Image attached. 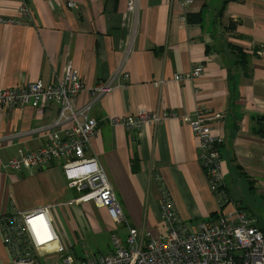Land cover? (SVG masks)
<instances>
[{
    "label": "crops",
    "instance_id": "1",
    "mask_svg": "<svg viewBox=\"0 0 264 264\" xmlns=\"http://www.w3.org/2000/svg\"><path fill=\"white\" fill-rule=\"evenodd\" d=\"M23 1L0 0V15L22 19ZM69 1L79 9L68 8ZM226 1L196 0L184 9L179 0H137V11L130 13L129 0H56L50 6L28 0L34 26L0 25V89L40 80L50 85L69 62L87 91L116 78L113 90L91 111L98 131L87 155L105 170L132 228L165 232L159 208L162 185L191 226L217 221L232 210V205L220 210L199 159L190 122L201 110L204 124L223 137L219 149L231 198L241 205L232 193L237 184L250 198L258 195L264 201V0L229 1L225 6ZM186 12L201 16V22H183ZM231 46L249 58L248 75L235 64ZM197 64L204 68L200 77L175 82ZM87 100L88 93H83L76 104ZM143 108L176 117L140 131L110 122ZM58 115L54 103L0 109V217L15 208L62 203L56 210L60 243L84 259L93 250L74 245H81L78 239L90 232L100 234L106 225L111 243L107 253L97 252L110 254L112 234L125 241L127 226L116 225L104 208L84 204L93 211L92 218L80 212L82 205L69 204L71 190L58 162L33 174L6 167L20 150L44 146L56 131L51 129ZM72 207L80 214L63 212ZM0 264H11L1 231Z\"/></svg>",
    "mask_w": 264,
    "mask_h": 264
},
{
    "label": "built area",
    "instance_id": "2",
    "mask_svg": "<svg viewBox=\"0 0 264 264\" xmlns=\"http://www.w3.org/2000/svg\"><path fill=\"white\" fill-rule=\"evenodd\" d=\"M44 1L50 6L56 0ZM179 1L184 9L196 2ZM66 6L79 9V5L72 1ZM127 10L135 13L137 0H129ZM19 14L22 19L0 15V25L32 26L34 19L25 0ZM181 20L188 21L187 12ZM203 72V66L197 64L190 72L177 75L175 82L194 80ZM124 76L128 78L127 74ZM115 80L103 81L87 91L78 72L69 62L63 75L55 76L50 85L40 80L29 85L0 89V109L14 106L40 108L51 103L59 106L58 119L51 129L56 131L48 135L47 143L41 148L56 157H66L71 152L69 145H72L73 159L61 163L62 168L66 169L70 185L78 193V197L69 204H92L104 208L116 225L125 224L128 227L125 241L113 235L112 253L95 257L86 254L84 259H79L60 243L56 210L63 207L62 203L47 204L15 214L12 211L10 217H5H9L7 221L0 218L11 264H41L42 258L51 255L58 257L56 264H264V234L256 220L246 211L234 207L230 211L232 213L221 214L217 221L191 226L184 223L177 213L164 185L160 188L159 208L165 232L154 235L145 227L136 229L129 226L105 170L95 158L87 156V153L85 155V148L98 131V123L91 117V111L99 100L113 90ZM83 93H88V100L77 106L76 102ZM203 114L202 110L199 111L197 119L190 124L198 140L199 159L207 171L210 189L222 206L229 202L224 185L223 160L217 149L224 140L217 131L204 124ZM169 117L176 115L165 113L161 116L143 108L135 115L113 117L110 122L127 130L140 131L147 125L159 124ZM70 140L73 142H68ZM21 152L24 151H19V154ZM42 154L39 155L41 165L54 163L55 156L44 159ZM25 162L33 168L38 167L32 158ZM13 165L18 167L19 163L15 161Z\"/></svg>",
    "mask_w": 264,
    "mask_h": 264
},
{
    "label": "rangeland",
    "instance_id": "3",
    "mask_svg": "<svg viewBox=\"0 0 264 264\" xmlns=\"http://www.w3.org/2000/svg\"><path fill=\"white\" fill-rule=\"evenodd\" d=\"M68 142H71L72 143L73 141L70 140ZM69 148L71 149V152L66 157L65 156L56 157L53 153H51L49 151H48V153H46V151H43V148H41V147H39L35 151L21 152L20 154L18 152L17 155H14L10 159V161L8 162V164H7L6 167L10 171H13V172H16V173H22L24 170H26L30 174H33L35 172V170L36 171H39V170H42V169H46V168H48L47 167L48 165L47 166L46 165H41V161L39 160V155L42 154V153H43L42 154V157L44 159L49 158L51 156H55L53 158L56 161L53 160V162L54 163L59 162V164L62 167V164L61 163H64L67 160H72L73 159V157H72L73 156L72 145H69ZM90 148H91V142L85 148V155L89 151ZM30 158H32L36 162V164L38 165V167H34L33 168V167L28 166L26 164L25 160L26 159L29 160ZM15 161H17L19 163V166L18 167L13 165V163ZM62 171H63L64 177L66 179V182H67V187L71 190V192H70L71 193V197L70 198H72V199L70 201H72L74 198H77L78 197V193H76V191L73 190L72 186L70 185V182L68 180V176H67V172H66L65 167L62 168ZM224 185H225V189H226L227 194H228L229 202L227 204H225V205H222V206L219 204L220 210H223L228 205H232V210H233L234 207L235 208L237 207L240 210L246 211L252 218H254L256 220V223L258 225L263 226L264 225V201H263L262 197H260L258 195H254L253 197L250 198L248 194H245V193H243L240 190L241 188L239 187V185L235 184L239 189L236 190L235 187L233 186L232 187V193H233L234 198L240 201L241 205L244 207L243 208L241 205L237 204V202L231 198V196L229 194V191H228V188H227V185L225 183V177H224ZM72 190L75 191V194H76L75 196H74V193H73ZM217 202H218V200H217ZM82 206H83V209L85 211L82 208H80L82 210L80 212H82V213H85L86 212V214L88 216L90 215L93 218L94 217L93 211L91 210L90 213L88 211H86V208L88 209V205L86 206V205L82 204ZM96 208H98V207H96ZM245 208L247 210H249L252 213L253 216ZM98 209H100V208H98ZM32 210H34V209H29V210H27V209L25 210L24 209V210H20L19 208L18 209L15 208L12 213L15 214L18 211L26 212V211H32ZM69 211H70V213H72V215L73 214H77V213L80 214V212H78V210H76V207H72L69 210L64 209L63 212L68 215L69 214ZM12 213H10L9 215H11ZM229 213H232V212H229ZM9 215L1 216L0 218H3V219H5L7 221L8 218L10 217ZM6 216H9V217L5 218ZM1 223H2V221H0V231L2 230ZM99 224H100V226H102V223H99ZM118 225H125V224H118ZM106 227H107L106 225L105 226L103 225V228L104 229L101 227V233L100 234H94L93 232H90V233H88V235H84L82 239H78L80 241L81 245H78L76 243L74 245V247L79 246V248L82 247L85 250V246H86V248H88L90 250H93L95 252L100 251V252H103V253H107V245L109 243H111V236H110L109 231H108V229ZM1 233H2V231H1ZM2 235H3V233H2ZM113 235H116V233H113L112 234V237H113ZM126 239H127V237H126ZM93 251H91L92 253H90L92 257L99 256V255H102L103 254V253H100V252L93 253ZM57 258L58 257L56 255H51V256H47L45 258H42L41 259V262H42V264H55Z\"/></svg>",
    "mask_w": 264,
    "mask_h": 264
},
{
    "label": "trees",
    "instance_id": "4",
    "mask_svg": "<svg viewBox=\"0 0 264 264\" xmlns=\"http://www.w3.org/2000/svg\"><path fill=\"white\" fill-rule=\"evenodd\" d=\"M229 1H238V0H227L226 2H225V6H226V4L229 2ZM25 2H26V4L29 6V3H28V0H25ZM29 8H30V6H29ZM224 10V9H223ZM201 20H202V17L201 16H188V21L189 22H193V23H199V22H201ZM32 24V26H34V24H35V22H33V23H31ZM230 51H231V53L234 55V57H235V64H237V67H239L240 66V68L242 69V70H244V72H245V75H248V68H249V58L247 57V55H246V53H244L241 49H239V48H237V47H230ZM221 145V144H220ZM220 145L217 147V149L220 151V149H219V147H220ZM222 156V160H223V164H224V157H223V155H221ZM202 165H203V163H202ZM235 169H239V167L238 166H235L234 167ZM204 170H205V173H207V171H206V169L204 168ZM257 226H258V228L262 231V233L264 234V227L263 226H260V225H258L257 224Z\"/></svg>",
    "mask_w": 264,
    "mask_h": 264
}]
</instances>
